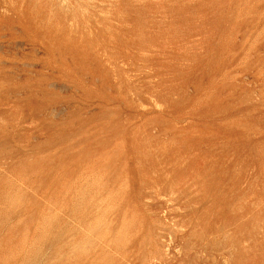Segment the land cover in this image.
I'll return each instance as SVG.
<instances>
[{
	"label": "rangeland",
	"instance_id": "rangeland-1",
	"mask_svg": "<svg viewBox=\"0 0 264 264\" xmlns=\"http://www.w3.org/2000/svg\"><path fill=\"white\" fill-rule=\"evenodd\" d=\"M0 264H264V0H0Z\"/></svg>",
	"mask_w": 264,
	"mask_h": 264
}]
</instances>
